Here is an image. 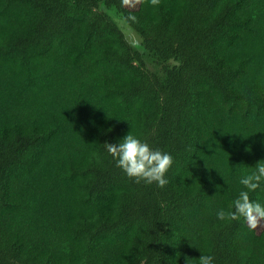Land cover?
Listing matches in <instances>:
<instances>
[{
  "label": "trees",
  "instance_id": "trees-1",
  "mask_svg": "<svg viewBox=\"0 0 264 264\" xmlns=\"http://www.w3.org/2000/svg\"><path fill=\"white\" fill-rule=\"evenodd\" d=\"M260 161L264 0H0V264H264V222L217 218Z\"/></svg>",
  "mask_w": 264,
  "mask_h": 264
},
{
  "label": "clouds",
  "instance_id": "clouds-1",
  "mask_svg": "<svg viewBox=\"0 0 264 264\" xmlns=\"http://www.w3.org/2000/svg\"><path fill=\"white\" fill-rule=\"evenodd\" d=\"M129 3V0H124ZM137 4L148 3L150 6L157 7L160 0H135ZM135 21V17H130ZM104 147L108 154L115 161L117 168L121 169L128 178L137 184L141 182L159 188H164L169 180L167 173L173 165V157L159 149L152 148L146 140L128 132L118 143H105ZM264 183V161L256 164L255 170L250 174L244 175L240 179L243 190L232 202L229 211L223 209L217 212V218L221 221L228 219L239 221L241 218L252 230L264 222V205L250 198V193L255 192ZM199 264H214L212 255H201Z\"/></svg>",
  "mask_w": 264,
  "mask_h": 264
}]
</instances>
